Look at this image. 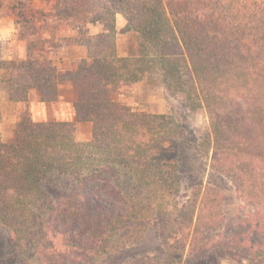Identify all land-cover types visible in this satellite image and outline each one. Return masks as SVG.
I'll return each mask as SVG.
<instances>
[{
	"label": "trees",
	"instance_id": "16d2710c",
	"mask_svg": "<svg viewBox=\"0 0 264 264\" xmlns=\"http://www.w3.org/2000/svg\"><path fill=\"white\" fill-rule=\"evenodd\" d=\"M91 1H55L59 24L74 16L101 26L75 38L86 56L73 69L60 72L31 51L12 67V78L36 87L44 102L58 101L60 84L73 92L72 121L36 122L27 109L12 140L0 139L1 221L12 243L30 246L39 264H91L125 247L124 236H138V206H160L183 179L178 143L166 139L169 118L118 100L144 83L204 109L208 142L193 149L210 154V175L231 184L244 210L233 222L218 220V196H201L202 181L195 184V237L184 264H220L222 256L264 264V0ZM30 8L19 15L31 44L32 26L51 14ZM118 13L134 36L128 56L118 51ZM78 123L92 126L88 141L75 140Z\"/></svg>",
	"mask_w": 264,
	"mask_h": 264
},
{
	"label": "rangeland",
	"instance_id": "374dc122",
	"mask_svg": "<svg viewBox=\"0 0 264 264\" xmlns=\"http://www.w3.org/2000/svg\"><path fill=\"white\" fill-rule=\"evenodd\" d=\"M17 1H20L19 6ZM55 1H3L4 7L0 9V139L2 142L7 143L12 140L17 124L24 117L27 109L34 121L42 123L66 121L65 115L72 114L70 103L73 100L72 85H58V101L52 105L50 102L41 100L36 87H32L31 84L18 83L20 78H12L13 64L16 65L23 61L29 51L34 58L50 60L60 72L73 69L77 62L86 56L85 48L79 45L75 38L80 36L82 29L90 35L101 31L100 25L91 23L85 25L74 16L69 21L70 25L61 24V22L59 24L57 14L53 12ZM90 2L92 1L89 0L88 3ZM99 5L98 3L97 6ZM30 6L34 11L51 14L46 20L39 18L32 26L35 41L33 40L31 44L26 39L30 38L28 37L30 33L24 29L25 26L22 25L19 15L24 12L26 16H30L28 13L31 10ZM88 16L91 17L92 14ZM125 26L124 16L118 13L115 16L118 51L120 55L128 56L135 53V44L134 36L122 31ZM25 93H28L27 103L24 101ZM118 100L130 109L165 115L169 118L170 124H166L165 127L171 128V133L166 139H173L172 141L178 143V173L183 176V179L178 182L176 188H172V191L166 190L169 193H164L165 197L160 206L147 208L148 201L143 202L144 209L143 206H138L143 215L141 234L140 229L138 236L133 235L132 238L124 236L121 240L127 242L125 247L107 254L95 263L91 261V264H184L189 245L195 237L193 227L196 218L193 212L197 207L194 197L197 193L195 189L198 188L195 184L202 181L201 196L204 191L218 196L217 204L222 210L220 217L217 216L218 220L224 223L233 222L243 210L240 208L241 204L231 184L222 178L210 175L208 167L210 154L208 156L207 151L205 154L202 153L203 151L200 150L202 147L198 148V154L193 149V146H202L208 142L209 125L205 111L200 107H186L185 101L180 97L171 96L163 88L147 87L144 83L122 91ZM67 101L69 102L66 103ZM45 106L52 111V119H40L39 116ZM81 125L78 131L75 130L74 137L76 141L85 142L90 139L92 126L87 123H81ZM177 131H183V135L177 137ZM173 156L176 158V152ZM122 184L124 186L125 183ZM205 186H208L207 190H204ZM134 200L136 198L128 199L127 206L132 208L136 204ZM136 209L135 211L138 212ZM209 212L211 215L214 213L212 210ZM1 213L0 210V264H39L37 255L30 246L20 247L12 243L11 232L2 223ZM216 214L218 215L217 212ZM216 214L214 213V216ZM130 220L132 219L125 218V221ZM120 234L122 231L117 237ZM117 237L115 242L118 240ZM220 264H249V261H239L230 256H222Z\"/></svg>",
	"mask_w": 264,
	"mask_h": 264
},
{
	"label": "crops",
	"instance_id": "0c3cea01",
	"mask_svg": "<svg viewBox=\"0 0 264 264\" xmlns=\"http://www.w3.org/2000/svg\"><path fill=\"white\" fill-rule=\"evenodd\" d=\"M69 101H67L66 103H68ZM40 119L42 120H49V119H52L53 117V113L52 111L50 110V108L48 106H45L43 109H42V113L40 114ZM65 120L70 122L72 121V114L71 113H68L65 115ZM82 127L81 123H78L76 125V130L78 131L79 128Z\"/></svg>",
	"mask_w": 264,
	"mask_h": 264
}]
</instances>
